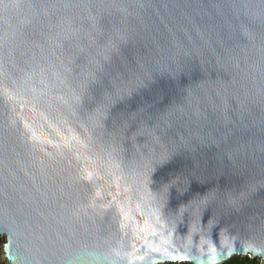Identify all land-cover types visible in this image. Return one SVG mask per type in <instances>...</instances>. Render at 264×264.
<instances>
[{"label": "water", "instance_id": "95a60500", "mask_svg": "<svg viewBox=\"0 0 264 264\" xmlns=\"http://www.w3.org/2000/svg\"><path fill=\"white\" fill-rule=\"evenodd\" d=\"M0 237L6 264L264 261V0H0Z\"/></svg>", "mask_w": 264, "mask_h": 264}, {"label": "trees", "instance_id": "16d2710c", "mask_svg": "<svg viewBox=\"0 0 264 264\" xmlns=\"http://www.w3.org/2000/svg\"><path fill=\"white\" fill-rule=\"evenodd\" d=\"M2 237H0V264H6V262L4 260L1 259V253H2V249H1V244H2ZM258 262L256 260H252L251 258L248 257H234L229 261L226 262H222L221 264H257ZM182 264H188V263H182Z\"/></svg>", "mask_w": 264, "mask_h": 264}, {"label": "rangeland", "instance_id": "374dc122", "mask_svg": "<svg viewBox=\"0 0 264 264\" xmlns=\"http://www.w3.org/2000/svg\"><path fill=\"white\" fill-rule=\"evenodd\" d=\"M234 257H248V258H251L252 260H256L258 263L257 264H264V261H262V260H260L259 258H252V257H250V256H248V255H234V256H232L231 258H229L228 260H226V261H229V260H231L232 258H234ZM1 259L2 260H4L5 261V259L2 257V254H1ZM226 261H224V262H226ZM6 262V261H5ZM185 263V262H184ZM163 264H182V263H163ZM188 264H191V263H188ZM221 264V263H220Z\"/></svg>", "mask_w": 264, "mask_h": 264}, {"label": "clouds", "instance_id": "9594fccd", "mask_svg": "<svg viewBox=\"0 0 264 264\" xmlns=\"http://www.w3.org/2000/svg\"><path fill=\"white\" fill-rule=\"evenodd\" d=\"M224 235L226 236V237H228V238H231L233 235H230L227 231H224ZM213 246H215V243H214V245ZM210 264H216V262H210Z\"/></svg>", "mask_w": 264, "mask_h": 264}, {"label": "bare ground", "instance_id": "6f19581e", "mask_svg": "<svg viewBox=\"0 0 264 264\" xmlns=\"http://www.w3.org/2000/svg\"><path fill=\"white\" fill-rule=\"evenodd\" d=\"M247 255H249V254H247Z\"/></svg>", "mask_w": 264, "mask_h": 264}]
</instances>
